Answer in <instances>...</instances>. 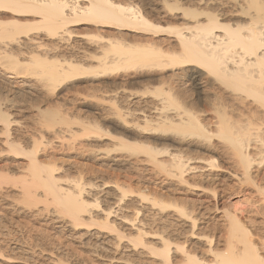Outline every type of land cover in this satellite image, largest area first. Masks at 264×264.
Masks as SVG:
<instances>
[{
    "label": "bare ground",
    "instance_id": "bare-ground-1",
    "mask_svg": "<svg viewBox=\"0 0 264 264\" xmlns=\"http://www.w3.org/2000/svg\"><path fill=\"white\" fill-rule=\"evenodd\" d=\"M151 6L0 0V158L24 160L16 171L1 163L2 206L52 210L74 229L97 228L91 246L108 251V264L125 259L112 255L119 250L140 258L136 264H264V0H160L158 10ZM81 35L91 39L81 41ZM79 83L107 95H91L104 104L88 107L87 121L58 105V97ZM15 84L30 85L23 88L28 101L1 92ZM51 135L72 149L84 139L79 145L102 154L112 170L126 167L121 158H137L189 190L198 187L188 175L197 169L192 161L219 150L249 192L229 194L220 209L213 189L221 220L200 228L206 218L201 200L152 193L111 179L115 174L87 184L47 151ZM204 161L221 168L215 157ZM99 188H109L102 199L99 191L91 193ZM4 214L0 209V236L6 237ZM1 250L0 257L15 258ZM20 257L26 263L32 258Z\"/></svg>",
    "mask_w": 264,
    "mask_h": 264
},
{
    "label": "rangeland",
    "instance_id": "rangeland-1",
    "mask_svg": "<svg viewBox=\"0 0 264 264\" xmlns=\"http://www.w3.org/2000/svg\"><path fill=\"white\" fill-rule=\"evenodd\" d=\"M137 1H139L140 4H143L144 1H149L152 4L151 8L153 10H155V8L158 10L160 6V0H137ZM83 29H80L79 31L81 33H84ZM81 36L82 39L79 38L81 41H89L91 39L86 37L85 35H81ZM13 86L15 88V89L13 88V90L2 87L1 92L3 94L7 93L6 95L9 94L10 99L13 96L12 99L14 100L18 99V101L21 100L23 102L25 100L24 98L25 95L26 97L30 96L23 92L24 89L25 91L26 89L29 90V88H31L30 85H25L26 86L25 87L22 84L20 85L15 84ZM93 94L99 96L101 100L104 97L107 98L106 93L104 94L103 91H99V92L98 90L92 91L88 84L79 83L78 87H76L71 91H65L60 95V97H58L59 99L58 105L61 103L60 107L66 114L69 115L71 114L70 116L81 115L84 116L82 117L83 120L87 121L88 115L91 112V111L90 112L87 111L88 107H92V108L102 107L104 104V101H101L99 98L94 99L91 96ZM29 98H27L25 101H28ZM47 98L49 99V101L51 99L55 100L54 97L52 98L46 96V99ZM50 103L49 105L52 106L53 104H55L53 102L52 104ZM46 106H44L43 109L47 108ZM25 118L28 123L31 122V119H29L27 115L23 117V119ZM47 136L49 137L50 134H47ZM51 140L54 144V145L51 144L52 146H50L52 151L51 149L48 148L47 151L55 155L56 160L61 158L60 160H58V164L59 165L63 164L62 166L61 165L60 166L62 168L64 167L65 170L68 167L67 170L68 171L71 170L70 174H72L73 176L79 178V176L81 175L80 177L85 183L90 182L96 185H98L97 183H99L100 185L102 182H108L107 179L108 180L110 179L109 176H113L115 174L113 178L111 177V179H115V176L116 178L118 176L120 177L122 182L124 181L125 183V181L128 180L127 183L131 182L133 184V187H138V188L143 187L146 188V191L152 193L163 192L164 194H166L167 191L169 190L176 197L181 199L187 197L188 199L190 198L191 200L194 201L196 200V202L197 200H201L202 204L205 205L204 207L205 209H203V212L206 214V218L205 221L201 222L200 228L206 226L208 223L215 224L220 222L221 220L222 211L221 210L216 211L213 206L214 199H213V192H211L213 191V189H215L216 193L218 194L217 201H219L220 209L223 203L226 202V199L228 198L229 194L238 193V192H241L243 194H248L249 192L248 186L245 184L242 185L241 182H239L238 177L235 176L234 169L230 163L231 161H229V157L224 155L222 151L219 150H217V152H215L214 154L213 153L211 154V152H205V153L203 152V154H201V157L204 159L192 161L193 167L196 166L197 169L191 171L188 175H190L191 177L194 176V178H196L195 180L197 181L198 187L189 190L188 188H185V186L177 185L176 181L172 180L171 178H167L162 174H156L152 172L151 166H149L144 161L137 160V158L134 157L121 158L124 164L126 165V167H123V169H119L123 171L120 172L119 170H116V168L115 169L113 168L114 170L106 168V166L103 165L105 161L104 159L105 157H102V154L96 153L98 155L96 154L93 155L94 153L92 152L90 154V151H88L87 148L84 149L85 147L83 148L81 145H79V143L85 142L84 139L77 141L76 142L77 146L74 149L70 148L68 142H62L57 138L55 139V136L51 135ZM197 145L199 146V144ZM52 147H54V150ZM195 154L194 157H197ZM3 155L4 158L3 157L0 158V166L1 163H4L2 164V166L11 168L9 169L10 171H16L18 169L17 166H20V164L24 161L23 159L18 157L16 158L17 159L16 162H11L8 160L10 157L7 158L5 157L6 154ZM113 156H117V155H113ZM210 157H215L217 164H219L221 168L218 169L210 168L208 166V162L204 161L205 159L207 160L210 159ZM116 159H119V156H117ZM5 163L9 164V166ZM100 172L101 174H99ZM117 172L121 175H119ZM127 176L130 177L126 178ZM102 177L104 181L102 180ZM87 188L89 189V187ZM102 189L103 188L96 189L97 191L94 189L95 191L93 190L91 191V193L92 192L96 193L99 191L98 196L102 199L104 191H108L109 188L106 190L103 189L104 191ZM233 199H237V198L233 197ZM8 203H12V201L8 199ZM2 205L5 206L6 204L5 202L0 201V209L3 210L4 213L6 214V215L4 214V218H3L5 220L4 221L5 223L2 222V224L4 223L3 227L5 226V224L8 227V229L5 228L6 226L4 228L7 231L9 230L8 231L9 236L6 237L3 235L0 236L1 249L4 251L7 250L8 254L2 252V250L1 252L3 255L6 254L9 257L12 256L15 258H13L14 261L13 260L9 261L6 258L0 257V264H55L56 262L59 261L61 262L60 264H75V263L76 264H108L109 263L108 256L110 254L106 253L108 251L102 250L103 251L102 252L100 250L99 253H97V251H94L95 250L94 247L91 246V242L95 243L94 241H96L95 235L97 234L96 232L97 228L84 227V228L74 229V227L68 222V220L64 218H58V216L52 210L41 211V213L38 214L36 212V209L29 210L21 205L17 207L16 204L15 205L10 204L13 205L12 208L14 209L12 208L7 209ZM20 208H23L24 210L23 209L21 210ZM5 210L6 212L8 211V213H6ZM9 220L12 222L10 223ZM48 242L49 244L51 243L52 247H46ZM21 251H24V253L23 252L21 253ZM58 253L60 254V256ZM23 254H27L29 257L32 258L26 263L24 260L19 259L22 258L20 256ZM61 254L63 255L62 257L64 258V261L63 258L59 259V257L61 258ZM112 255L113 256L115 255L114 257H117V259L118 257L125 258L123 261H119V262L113 261L114 264H127L126 262L127 259H130L131 262L136 264L140 260V258L137 259L138 257L134 256L133 253L124 252L121 250H119L118 252L115 251ZM65 258H68L70 262L69 261L66 262L67 259Z\"/></svg>",
    "mask_w": 264,
    "mask_h": 264
}]
</instances>
